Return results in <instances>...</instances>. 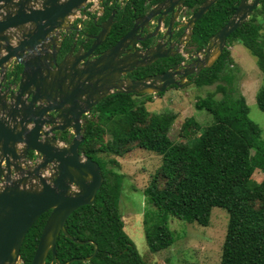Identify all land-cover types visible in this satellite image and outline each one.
Instances as JSON below:
<instances>
[{"label": "water", "instance_id": "1", "mask_svg": "<svg viewBox=\"0 0 264 264\" xmlns=\"http://www.w3.org/2000/svg\"><path fill=\"white\" fill-rule=\"evenodd\" d=\"M105 1L0 0V264H21L25 236L47 212L30 264H45L49 253L59 264V234L83 244L75 241L64 225L74 211L94 203L103 183L98 164L79 153L83 117L110 95H157L169 87L193 83L219 59L229 36L247 21L259 0H241L234 15L208 39L195 59L190 58L187 67L144 78L131 76L175 55L172 46L166 48L162 41L168 36L166 43L170 41L176 18L190 0H163L146 9L113 46L94 55L115 23L116 10H112L106 20L95 19V33L86 32L78 49L73 45L58 62L76 12L84 14L89 2ZM218 1L203 0L193 8L191 18L181 26L180 41L185 35L191 38L196 23ZM160 23L168 26L164 35ZM160 34L161 39L155 42ZM16 67L20 69L16 81L8 79ZM63 133L72 136L70 142L60 140ZM32 154L37 158L30 165ZM96 253L94 244L90 257L73 258L65 264L90 262Z\"/></svg>", "mask_w": 264, "mask_h": 264}, {"label": "trees", "instance_id": "2", "mask_svg": "<svg viewBox=\"0 0 264 264\" xmlns=\"http://www.w3.org/2000/svg\"><path fill=\"white\" fill-rule=\"evenodd\" d=\"M110 1L103 2L100 21L106 20L112 10H116V16L101 47L103 50L126 34L134 18L163 0H130L122 9L109 5ZM202 2L190 0L185 6L187 12H192ZM238 2L219 0L196 23L193 39L197 46L203 40L205 44L226 24ZM263 22L264 0H261L259 8L229 36L214 65L200 72L196 86L217 82L232 84L234 76L229 71L225 73L227 49L233 43H239L256 59L261 73L255 100L264 113ZM66 49L64 46L63 53ZM151 70L141 69L134 76L142 78ZM19 71L13 70L7 78ZM219 92L222 97L215 99ZM140 97L110 95L83 117V142L79 153L98 164L103 183L92 205L80 207L67 218L64 229L83 244L59 234L56 241L58 263L90 257L95 244L97 253L90 262L71 264H147L123 230L119 200L125 176L117 171V160L108 158V155L123 158L133 148H138L161 158L160 166L142 190L145 199L142 224L151 253H159L174 243L172 221L207 227L211 209L218 207L225 209L229 216L219 264H264V131L249 118L244 96L231 87L217 85L213 94L198 98L194 103L195 110L207 112L211 122L201 126L194 118L185 120L179 131L180 141L176 143L169 138L175 116L167 112L149 117ZM144 101L151 102L152 96L145 95ZM107 133L109 140L105 142ZM59 137L65 143L72 138L69 133ZM255 172L262 175L261 179H253ZM48 215L49 212L40 216L26 234L20 249L21 264H30ZM51 263L49 253L45 264Z\"/></svg>", "mask_w": 264, "mask_h": 264}, {"label": "rangeland", "instance_id": "3", "mask_svg": "<svg viewBox=\"0 0 264 264\" xmlns=\"http://www.w3.org/2000/svg\"><path fill=\"white\" fill-rule=\"evenodd\" d=\"M89 11L100 8L98 2L86 4ZM99 13L91 12V16L83 17L76 12L72 21H78L76 27L80 30L83 22L90 21ZM76 18H78L76 20ZM90 25V24H89ZM205 26L203 23L202 27ZM264 38V22L261 29ZM210 38V37H209ZM208 38V39H209ZM193 43L197 42L194 40ZM195 44V45H196ZM192 47L187 53L197 46L190 43ZM204 45V40L198 45ZM228 59L226 61L227 72L234 76L232 84L217 82L210 86H196L195 82L178 89H167L162 96L151 95L152 101L147 102L145 95L141 96L143 107L149 113V117L161 115L167 112L175 116L173 127L169 132V138L173 142H179V131L185 120L194 118L199 125L205 126L211 122V116L205 111H197L194 103L198 98H205L216 91L217 85L231 87L234 92L243 95L249 108V118L264 131V113L256 105V92L261 84V73L259 72L256 59L239 43H233L228 47ZM222 94L216 93L214 98L219 99ZM66 135V134H65ZM105 142L109 140V134L104 137ZM119 163L117 171L124 175L119 200V211L121 212L123 230L128 238L134 243L139 254L147 264H219L221 247L226 234L228 213L225 209L212 208L209 224L207 227H199L195 224H185L180 221H172L170 226L174 233V243L159 253H151L148 250L143 231V212L145 199L142 190L149 184L156 170L161 164V158L151 153H145L141 149L133 148L123 158L108 155ZM49 176V172H47ZM262 175L255 172L253 179H261Z\"/></svg>", "mask_w": 264, "mask_h": 264}, {"label": "flooded vegetation", "instance_id": "4", "mask_svg": "<svg viewBox=\"0 0 264 264\" xmlns=\"http://www.w3.org/2000/svg\"><path fill=\"white\" fill-rule=\"evenodd\" d=\"M130 0H120L118 3H115L113 0H111L110 2H109V5H112V4H114L115 6H118V8H120V9H122V8H125V5L129 2ZM240 1L241 0H239V2H238V5H239V3H240ZM254 0H247V2H249V3H251V2H253ZM260 2H261V0H259L258 1V5H257V7L255 8V9H257V8H259V6H260ZM238 5H237V7H238ZM87 6V5H86ZM86 6H85V10L87 9L86 8ZM153 7V6H152ZM152 7H150V8H152ZM236 7V8H237ZM100 9H101V13L99 14V15H97L95 18H93V19H91L90 21H88V22H86V21H84L83 22V25L80 27V30L78 29V27H76V23L78 22V21H71V32L69 33V34H67V36H66V38H65V40L63 41V44H62V49H61V52L59 53V55H58V62H60L61 60H62V58L64 57V56H66L67 54H68V51H69V49L73 46V45H75V50H77L78 49V47L82 44V42L84 41V35H85V33L86 32H88V33H90V34H94L95 33V30L94 29H92V25H93V23H94V20L95 19H97L98 18V20H99V22H102V21H100V18H101V16L103 15V11H104V5H103V3L101 4V7H100ZM255 9H253V11L255 10ZM236 10V9H235ZM252 11V12H253ZM209 12V11H208ZM207 12V13H208ZM78 13H80V12H78ZM81 14H83V13H81ZM192 14V12H190V13H188L187 12V9H186V7H185V9L182 11V13H180L179 14V16L176 18V21H177V23H175V25L172 27V29H171V31L170 32H173L174 31V33L172 34L173 36H172V38L170 39V41H168L167 43H166V40L169 38V36L168 37H166V39L164 40V41H162V44H166V48H168V46H172V51L171 52H173V54H174V52H175V55L172 57V58H170V59H167V60H160L159 62H157L156 64H153V65H151L150 67H148L147 69L148 70H150V69H152L151 70V73L150 74H148V75H146V76H143L142 78H144V77H148V76H153V75H157V74H162V73H164V72H166V71H168V70H172L174 67H178L179 68V70H181L182 69V67H187L190 63H191V61L192 60H190V58H192L193 57V59H195V57H194V55H196L197 53H198V51H200V50H203L204 48H205V46L208 44V40H207V42L203 45V46H201V47H198L197 45H195V43H193V41H194V39H193V34H194V28H195V26H194V28H193V34H192V36H191V38L190 39H188L186 36L187 35H185V36H183V39H181L182 41H180L179 40V38H180V36H181V34H182V29H181V26H183L184 24H187V22L189 21V19L191 18V15ZM252 14V13H251ZM88 16H91V13L90 12H88V14H87ZM233 15H234V13H233ZM232 15V16H233ZM231 16V17H232ZM251 16V15H250ZM87 17V16H86ZM230 17V18H231ZM138 17H136V18H134L133 19V21L135 20V19H137ZM229 18V19H230ZM250 18V17H249ZM248 18V19H249ZM78 18H76V20H77ZM247 19V20H248ZM90 24V25H89ZM132 24H133V22H132ZM75 28V29H74ZM167 30H168V26H167V24H165V25H163L162 23H160V28H159V31H161L162 33V35H164V34H166L167 33ZM161 34H160V37L159 38H156L155 39V42L156 41H158V40H160L161 39ZM188 34V33H187ZM76 36V37H75ZM141 36H143V35H141ZM182 37V36H181ZM211 37V36H210ZM185 39V42H183V40ZM188 39V40H187ZM187 40V41H186ZM190 43H192L193 45H195V46H197V48L195 47L192 51H190L189 53H187V47H188V49H191L192 47H194V46H191L190 45ZM176 45H179V47H178V49H176ZM64 46H66L67 47V49H66V51L63 53V47ZM138 47H139V45H137ZM142 47H143V45H141ZM150 46V42L149 43H146L145 45H144V49H146V48H148ZM89 47V44H86L85 45V49H87ZM102 47V46H101ZM101 47H99L95 52H94V55H98V54H100L101 52H103V51H105V49L103 50V49H101ZM75 52V51H74ZM15 69H19V67H16ZM146 69V68H145ZM139 71V70H138ZM138 71H135L134 73H133V75L131 76V78H136L137 76H134V74L136 73L137 74V72ZM12 72V71H11ZM150 72V71H149ZM10 73V72H9ZM15 76H17L16 74L15 75H13V77L12 78H8V79H10V80H13V81H16V79H15ZM192 78V76H190V77H187L186 78V80H190ZM196 80V79H195ZM195 82V81H194ZM190 85V84H189ZM188 86V85H187ZM168 89H178V87H169Z\"/></svg>", "mask_w": 264, "mask_h": 264}, {"label": "clouds", "instance_id": "5", "mask_svg": "<svg viewBox=\"0 0 264 264\" xmlns=\"http://www.w3.org/2000/svg\"><path fill=\"white\" fill-rule=\"evenodd\" d=\"M225 47H226V45H225ZM224 49H225V48H224ZM36 158H37V157H36L35 154H32V156L29 157V163H30V165L36 161ZM51 264H55V262L52 261Z\"/></svg>", "mask_w": 264, "mask_h": 264}, {"label": "built area", "instance_id": "6", "mask_svg": "<svg viewBox=\"0 0 264 264\" xmlns=\"http://www.w3.org/2000/svg\"><path fill=\"white\" fill-rule=\"evenodd\" d=\"M126 1H127V0H126ZM89 12H90V13H91V12H98V13L100 14V13H101V9H100V8H99V9H98V8H95L93 11H89ZM87 14H88V10L86 9V10H85V13L82 14V15H83V17H86ZM99 14H98V15H99Z\"/></svg>", "mask_w": 264, "mask_h": 264}]
</instances>
